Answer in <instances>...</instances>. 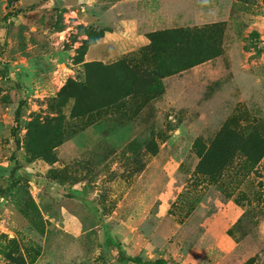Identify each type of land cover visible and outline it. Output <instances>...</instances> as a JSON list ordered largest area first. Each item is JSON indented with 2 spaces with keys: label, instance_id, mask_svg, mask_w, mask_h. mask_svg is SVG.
<instances>
[{
  "label": "rangeland",
  "instance_id": "obj_1",
  "mask_svg": "<svg viewBox=\"0 0 264 264\" xmlns=\"http://www.w3.org/2000/svg\"><path fill=\"white\" fill-rule=\"evenodd\" d=\"M118 1L0 0V264H264V0Z\"/></svg>",
  "mask_w": 264,
  "mask_h": 264
},
{
  "label": "crops",
  "instance_id": "obj_2",
  "mask_svg": "<svg viewBox=\"0 0 264 264\" xmlns=\"http://www.w3.org/2000/svg\"><path fill=\"white\" fill-rule=\"evenodd\" d=\"M141 0H120L116 3H113L114 6H119L121 3H125L129 6H136L138 7L140 5ZM161 7L168 6V7H180L183 5V3L197 7L199 5V2L201 0H158ZM205 1L203 5L206 6L207 10H212L214 8V5H218L221 3L222 0H203ZM176 9H173L171 13L175 12ZM167 17V16H166ZM169 18L174 17V19H182L183 15L180 13H175L174 15L170 14L168 16ZM167 17V18H168ZM167 18H165V21H168ZM195 20V19H194ZM198 20V19H197ZM188 21H191L189 19ZM136 23H139L136 20ZM118 38H123L126 40V43L132 44L133 47L138 46L140 47L143 42H139L140 39H147V37L140 31H126L123 33H120ZM201 65V64H200ZM192 66L189 69H186L182 71L181 73H189L190 74V80L191 82H194L197 84L196 87H200L198 85L199 83L205 81L207 85L209 84V80L212 79H218L220 83L223 81L230 83L232 82L233 85H235L236 88H245L247 85H249V79L251 72H247L245 66H229V69L227 66ZM176 76V74H175ZM194 86L191 90V95L194 93ZM198 93L199 90H197Z\"/></svg>",
  "mask_w": 264,
  "mask_h": 264
},
{
  "label": "trees",
  "instance_id": "obj_3",
  "mask_svg": "<svg viewBox=\"0 0 264 264\" xmlns=\"http://www.w3.org/2000/svg\"><path fill=\"white\" fill-rule=\"evenodd\" d=\"M177 32L181 33L180 31H177ZM153 41L155 42L156 40L153 39ZM156 43H157V41L155 42V44ZM155 56H156V54L154 55L153 58H155ZM201 62H202L201 59L200 60H193L192 62H186V64H184L183 67H181V68H173V69H169V70H166V68H161V67L158 66L156 68L155 73L157 75H161V77L164 78L167 75L176 74V73H178L180 71H183V70H186V69H188V68H190L192 66H196V65L200 64ZM126 68H127V70L124 71L126 76L135 77L133 75H131V76L129 75V72H131L132 74H136V72H134V68L133 67H129V66H126ZM126 72H128V74ZM255 129H256V135L258 137V142L264 145V137H263L262 133L260 132V130L258 128H255ZM222 133L223 132H221L220 135H222ZM234 135L236 137V134H234ZM250 136H251V134H249L248 136H245V137H240L239 141L244 143V144H249L248 143L249 142L248 139H249ZM219 138H220V136L212 144L210 149H208L206 155L203 158H206V157L208 158V157L211 156L210 154L214 151V148H215L214 145H216V143H218ZM263 157H264V150H263L260 158H263ZM230 232H232V230H229V233ZM116 245H117V247L119 249L120 257L123 260L130 261V262H133L135 264H168V260L166 258H163V257H159V258L151 259V260H145V259H142L139 256H131V255L127 254V252L124 250V248L122 247L121 242L116 243Z\"/></svg>",
  "mask_w": 264,
  "mask_h": 264
}]
</instances>
